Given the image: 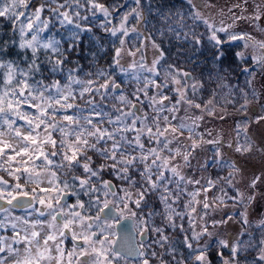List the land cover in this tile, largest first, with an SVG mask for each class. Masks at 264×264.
<instances>
[{"label":"snow or ice","instance_id":"1","mask_svg":"<svg viewBox=\"0 0 264 264\" xmlns=\"http://www.w3.org/2000/svg\"><path fill=\"white\" fill-rule=\"evenodd\" d=\"M261 201L264 0H0V264H264Z\"/></svg>","mask_w":264,"mask_h":264},{"label":"rangeland","instance_id":"2","mask_svg":"<svg viewBox=\"0 0 264 264\" xmlns=\"http://www.w3.org/2000/svg\"><path fill=\"white\" fill-rule=\"evenodd\" d=\"M218 3L220 4H223L224 3V0H217ZM257 87H259V82L257 84ZM257 111H259V109H257ZM233 124V120L232 119H228L224 122H221V121H213L212 123L209 124V127H217V128H220V127H223L225 128L226 130L229 128L230 125ZM255 213L257 215H259L260 213L264 212V201H261L260 204H258L256 206V208L254 209Z\"/></svg>","mask_w":264,"mask_h":264},{"label":"trees","instance_id":"3","mask_svg":"<svg viewBox=\"0 0 264 264\" xmlns=\"http://www.w3.org/2000/svg\"><path fill=\"white\" fill-rule=\"evenodd\" d=\"M109 2H110V0H109ZM97 31H99V30L97 29ZM165 47H169L168 44H167V42H165ZM172 51H175V49H172ZM200 59L202 61L203 60V57H200ZM81 62L84 63L83 60ZM185 67L191 68L192 66L191 65H188V64H185ZM199 71H200V69L197 68L196 71H195V74H199Z\"/></svg>","mask_w":264,"mask_h":264}]
</instances>
